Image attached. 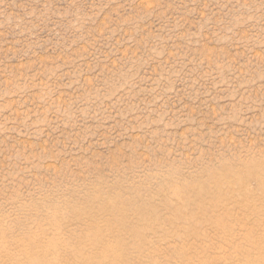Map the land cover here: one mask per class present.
I'll list each match as a JSON object with an SVG mask.
<instances>
[{
	"label": "rangeland",
	"instance_id": "1",
	"mask_svg": "<svg viewBox=\"0 0 264 264\" xmlns=\"http://www.w3.org/2000/svg\"><path fill=\"white\" fill-rule=\"evenodd\" d=\"M250 164L264 0H0V264H264Z\"/></svg>",
	"mask_w": 264,
	"mask_h": 264
},
{
	"label": "bare ground",
	"instance_id": "2",
	"mask_svg": "<svg viewBox=\"0 0 264 264\" xmlns=\"http://www.w3.org/2000/svg\"><path fill=\"white\" fill-rule=\"evenodd\" d=\"M248 169L250 171V172L248 171V173H249L248 177L250 179H256V181H258V185L259 184L262 185V182L261 181L263 180V177H264V171L261 169V166L258 167L257 173H255V170H254L255 168H254V165H252V164L249 165V168Z\"/></svg>",
	"mask_w": 264,
	"mask_h": 264
}]
</instances>
